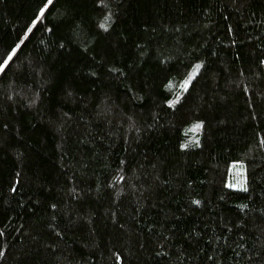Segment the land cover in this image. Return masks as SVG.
<instances>
[{
    "label": "trees",
    "instance_id": "obj_1",
    "mask_svg": "<svg viewBox=\"0 0 264 264\" xmlns=\"http://www.w3.org/2000/svg\"><path fill=\"white\" fill-rule=\"evenodd\" d=\"M0 264H264V0H0Z\"/></svg>",
    "mask_w": 264,
    "mask_h": 264
},
{
    "label": "rangeland",
    "instance_id": "obj_2",
    "mask_svg": "<svg viewBox=\"0 0 264 264\" xmlns=\"http://www.w3.org/2000/svg\"><path fill=\"white\" fill-rule=\"evenodd\" d=\"M226 185L238 190L246 188L245 164L242 160L230 164Z\"/></svg>",
    "mask_w": 264,
    "mask_h": 264
},
{
    "label": "snow or ice",
    "instance_id": "obj_3",
    "mask_svg": "<svg viewBox=\"0 0 264 264\" xmlns=\"http://www.w3.org/2000/svg\"><path fill=\"white\" fill-rule=\"evenodd\" d=\"M49 2H51V0H49ZM11 57H9V59H10Z\"/></svg>",
    "mask_w": 264,
    "mask_h": 264
}]
</instances>
